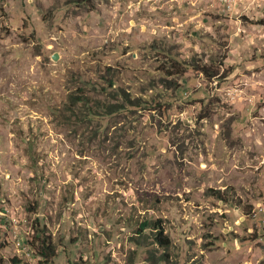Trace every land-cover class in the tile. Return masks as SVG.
<instances>
[{
  "label": "rangeland",
  "instance_id": "rangeland-1",
  "mask_svg": "<svg viewBox=\"0 0 264 264\" xmlns=\"http://www.w3.org/2000/svg\"><path fill=\"white\" fill-rule=\"evenodd\" d=\"M15 260L264 264V0H0Z\"/></svg>",
  "mask_w": 264,
  "mask_h": 264
},
{
  "label": "trees",
  "instance_id": "trees-1",
  "mask_svg": "<svg viewBox=\"0 0 264 264\" xmlns=\"http://www.w3.org/2000/svg\"><path fill=\"white\" fill-rule=\"evenodd\" d=\"M173 67V70H167L168 72L167 75L172 76V75H178V76H183L186 73V70L184 68H180L181 65L178 63H175L173 65H171ZM195 70L199 71L200 73H202L205 78H208L209 80L216 78L219 75V71L214 70L212 67H207L206 65H196L195 66ZM219 80V78H217ZM160 222H156L154 223L155 226L157 227L158 232L156 234V241L159 245H161V247L163 248V250L165 251L166 249L169 248V240L168 237L164 236V228L162 227V225H159ZM37 253H39V255H41L43 258L45 259H50L53 254H54V249H53V244L51 241H49L46 244L45 250L42 248L41 251H37ZM162 259L165 261V259H167V255H163ZM18 262V260H15L14 263L16 264Z\"/></svg>",
  "mask_w": 264,
  "mask_h": 264
},
{
  "label": "water",
  "instance_id": "water-1",
  "mask_svg": "<svg viewBox=\"0 0 264 264\" xmlns=\"http://www.w3.org/2000/svg\"><path fill=\"white\" fill-rule=\"evenodd\" d=\"M58 59H59V58H58V55H54V56H53V60H54V61H57Z\"/></svg>",
  "mask_w": 264,
  "mask_h": 264
},
{
  "label": "built area",
  "instance_id": "built-area-1",
  "mask_svg": "<svg viewBox=\"0 0 264 264\" xmlns=\"http://www.w3.org/2000/svg\"><path fill=\"white\" fill-rule=\"evenodd\" d=\"M19 246H21V244H18ZM20 249V248H19Z\"/></svg>",
  "mask_w": 264,
  "mask_h": 264
}]
</instances>
